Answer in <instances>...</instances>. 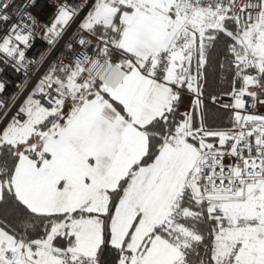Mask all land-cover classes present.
Masks as SVG:
<instances>
[{
    "label": "snow or ice",
    "instance_id": "6c2138e0",
    "mask_svg": "<svg viewBox=\"0 0 264 264\" xmlns=\"http://www.w3.org/2000/svg\"><path fill=\"white\" fill-rule=\"evenodd\" d=\"M83 7L58 6L50 46ZM16 14L0 62L27 77L36 20ZM73 40L10 119L23 89L0 100V264H264V0H95Z\"/></svg>",
    "mask_w": 264,
    "mask_h": 264
},
{
    "label": "built area",
    "instance_id": "2783aa9c",
    "mask_svg": "<svg viewBox=\"0 0 264 264\" xmlns=\"http://www.w3.org/2000/svg\"><path fill=\"white\" fill-rule=\"evenodd\" d=\"M94 2L95 0H12V7L8 10L11 19L7 23L0 22V39L6 35L11 24L20 22L21 17L16 14L18 9H21L24 13L30 12L36 20V27L34 28L32 46L27 50L26 55L28 59L37 61V63L30 66L29 75L24 77L22 73H17L12 67L0 62V69H3L0 71V83L5 85V92L0 94V100H5L6 103L12 104L11 98L23 89V94L19 95L11 112L8 113V119L17 111L26 96L35 88L51 65L61 62L67 64L70 59L75 58L73 51L67 45L72 43L73 48L77 52L79 51V45L75 43L73 36L78 30L79 23L86 17ZM26 4H31L32 6L24 7ZM64 4L69 6L84 5V7L80 10L78 17L70 23V27L64 37L53 48L45 39L46 27L50 26L54 21L58 6ZM24 22L27 23L28 21L25 20ZM41 57H43V60H41ZM220 97L219 103H212L214 106L223 108L222 104L232 102L230 96L224 95ZM247 111L251 112L252 109L249 108ZM257 111L260 114H264V106L257 105ZM2 115L3 113L0 112V116ZM3 126L4 124L0 123V128Z\"/></svg>",
    "mask_w": 264,
    "mask_h": 264
},
{
    "label": "trees",
    "instance_id": "16d2710c",
    "mask_svg": "<svg viewBox=\"0 0 264 264\" xmlns=\"http://www.w3.org/2000/svg\"><path fill=\"white\" fill-rule=\"evenodd\" d=\"M213 66L209 69L207 75V83L205 84V95L203 97L205 108L208 111L209 123L214 126H226L229 121V111L223 108L216 107L212 104L210 99L211 95L224 96L225 93L230 91L229 76L230 74L224 72L216 67L215 58H213ZM228 96V95H225ZM187 97V95L185 96ZM184 97V99H185ZM183 105L181 111H183ZM112 253L109 252L105 260L106 262L111 261Z\"/></svg>",
    "mask_w": 264,
    "mask_h": 264
},
{
    "label": "crops",
    "instance_id": "0c3cea01",
    "mask_svg": "<svg viewBox=\"0 0 264 264\" xmlns=\"http://www.w3.org/2000/svg\"><path fill=\"white\" fill-rule=\"evenodd\" d=\"M190 106H191V96L187 95V97H185V99H184L183 111L189 109Z\"/></svg>",
    "mask_w": 264,
    "mask_h": 264
},
{
    "label": "rangeland",
    "instance_id": "374dc122",
    "mask_svg": "<svg viewBox=\"0 0 264 264\" xmlns=\"http://www.w3.org/2000/svg\"><path fill=\"white\" fill-rule=\"evenodd\" d=\"M191 99H192V97H191Z\"/></svg>",
    "mask_w": 264,
    "mask_h": 264
}]
</instances>
